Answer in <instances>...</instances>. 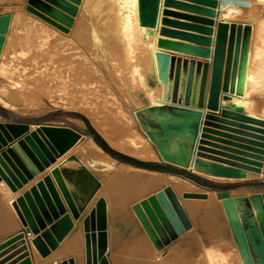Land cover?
Listing matches in <instances>:
<instances>
[{
  "label": "water",
  "instance_id": "95a60500",
  "mask_svg": "<svg viewBox=\"0 0 264 264\" xmlns=\"http://www.w3.org/2000/svg\"><path fill=\"white\" fill-rule=\"evenodd\" d=\"M79 1L26 0L25 8L67 31ZM222 2L224 0H163L165 8L159 32L165 38L158 40L161 49L155 55L158 78L164 85L165 105L140 109L137 115L158 150L162 165L187 170L185 166L190 160L193 162L196 155L198 159L195 160L206 173L243 178L247 171L261 173L263 170L264 173V120L245 115L242 108L233 103L220 105L219 109L220 100L230 99L233 93L239 94V79L251 30L249 24L215 21L216 8ZM8 24L9 14H0L1 42ZM212 34L214 38L210 37ZM212 43L213 48H210ZM191 55L211 56V61L195 60ZM203 106L211 111L219 110V115L202 110ZM81 132L68 124H41L30 131L26 123L0 121V180L3 179L11 191L17 192L57 156L75 145ZM7 142L11 144L2 148ZM52 174L60 183L73 217L77 218L79 210L72 202L59 169L54 168ZM207 189L216 190L221 199L243 263L264 264V191L232 197L222 186L210 183ZM13 202L23 228L1 243L0 250L15 242L22 243L30 230L35 234L31 242L45 257L72 227L71 215L49 173L20 193ZM133 209L158 249L189 226L187 216L169 185L135 203ZM47 224L50 226L46 227ZM83 228L88 264H110L106 255L103 198H99L84 217ZM22 249L25 245L21 246ZM15 264H32L31 255H25ZM52 264H75V261L70 256Z\"/></svg>",
  "mask_w": 264,
  "mask_h": 264
},
{
  "label": "bare ground",
  "instance_id": "6f19581e",
  "mask_svg": "<svg viewBox=\"0 0 264 264\" xmlns=\"http://www.w3.org/2000/svg\"><path fill=\"white\" fill-rule=\"evenodd\" d=\"M257 1H259L261 4L264 5V0H257ZM112 2H114V6L116 8V13H117V16H116L117 23L115 24L117 26L116 28H117L118 34L115 30L114 31L119 36L118 38L120 41L119 40L118 41L119 43L121 42L122 44L121 46H123L124 48V51H123L125 52L124 58H126L125 61L127 64L126 73L129 78V82L131 81L130 84L124 85V87L120 90L119 93L122 94L123 101L126 104L133 105V107L129 110L133 112L134 118L131 115L125 114L126 112L122 108L121 101L117 97L114 98L113 96H111L110 91L107 88V86H105V84H103L99 80V76H98L96 66H95L97 61L94 60V58L96 57V54L92 50L93 43L91 39L93 37L91 38L89 33L87 34V28L84 25V23L81 22V14L83 11V7L86 5H89L88 7L93 9L94 0H80L79 1V3L77 4V11L72 16L73 20H72L71 25L67 28V31H62L61 29L49 23L51 27L55 28L56 31L63 32L65 36V41L62 45H56V46L51 45L52 48H45L47 43H43V42L42 44H40L39 42L38 44L39 46L35 47L36 45H31L27 43L26 41H21L24 38L23 36H21L22 35L21 33L23 32L18 30L19 29V27L17 26L18 18L17 16L16 17L13 16L11 18L9 17V24H8L7 32L4 34L2 38V42L0 38V43H1L0 44V75H3L4 72L9 71V69L7 68L8 66L7 64L9 61H11V59L8 60V57L10 54L13 53V50H17L22 55H27L29 58H32V59L35 58V55H53L54 57L55 56L58 57L59 53H61L63 55L62 60L64 61V68L62 69L63 76L60 75V79H61V81H59L60 87L57 90L59 91L57 93H60V94L58 97L54 99L51 96H47L48 95V92H47L46 94L47 99L45 102L48 104H56V105H60L63 107L83 110L87 112L88 115L93 120V122L95 123V125L99 127L105 133V135L109 137V141L115 146H118L119 148L121 147V143L124 142L123 140H125V139H122L123 137L125 138L127 136L130 138L129 141H131L135 137L134 136L135 133L128 132V133L118 134V132L114 131V129L117 127L119 128L127 127V125L132 124L134 121H136V124L139 125V127L142 129V132L144 133L143 135H144V140H145V142L141 141V144H140L141 147H139L140 148L139 152L141 154L149 152L150 150H149V147L147 146L149 145L150 147L151 146L153 147L154 151L159 157L160 154L158 153V150L156 149L155 145H153L152 141L147 136L146 132L141 126V123L139 122L137 111L140 109H144L146 107H154L156 109V108L164 107L165 105L164 99H163L164 85L162 81L158 78L156 55H155V53L159 49H161L158 46V40L160 38H165L161 36L159 32V29L162 26L160 23V19L162 16V10L163 8H165L163 6V0H112ZM19 3H23L22 5L23 8L27 10L25 8L26 0H20ZM88 7L86 6L87 9ZM169 9H172V8L169 7ZM237 10H238V7L234 4L233 0H224V2L220 3L218 7L216 8V11H217L216 16H218V12H219V18L225 19V22H228L227 21L228 19H237L238 23H242L243 25L249 24L251 27L249 42H248V47H247V53H246V57L244 60L242 74L239 79V84H240L239 94H235V93L231 94L230 100L232 99V101H230L229 103H233L234 105L241 107L242 111L245 109L249 114L248 113H244V114L248 116L256 117V118L264 120V118L255 116V112L253 110L254 103H255L254 97L260 96L262 99H264V30H263L264 20L261 23L256 24L252 20L254 19V17H252L250 14L249 16H247V18L238 17ZM102 15H104V13ZM94 16H96V14ZM98 16L100 18L103 17V16L101 17L100 14H98ZM102 19L98 18V20H101V21ZM239 20H241L242 22H239ZM93 21H90V22H93ZM97 21L96 23H98ZM10 22H11V27H9ZM104 22H106V20ZM109 23L114 24L110 21ZM228 23H231V22H228ZM93 27L94 29H96L95 25H93ZM110 29H112V27H110ZM97 33H100L99 30ZM45 36L49 37V35H45ZM45 36L37 35V37H41V38ZM32 39H30V42ZM172 40L179 41V39L177 40L172 39ZM175 53H178V52H175ZM198 57H201V56H198ZM201 61L204 62L203 60ZM207 61H211V59ZM6 85H9V86L14 85L16 87L21 86L23 88H27L29 92H33L37 94V98L39 100L40 99L42 100L45 97L43 96V94L37 92L32 86L27 87L24 84L19 85L18 81H8ZM134 85H136V87L138 86L140 90H135ZM4 94L5 93L0 91V101L4 102L5 104H10L12 106L18 105L17 103H15V100H12L10 97ZM29 98L32 101H34V98H31V97ZM259 113L261 116L264 117V103L262 107L260 108ZM49 125H55V124L53 123ZM105 126H107L108 128H105ZM29 130L32 131L30 127H29ZM83 143L84 145L82 148L87 152V155L89 157H92L91 159L92 161H96V159L102 160V159H99L100 157L104 159L103 155H106V154L93 142V140L89 136H87V138L84 139ZM9 145H7L6 147H8ZM193 155L194 154L192 153V156ZM142 156H147V155H142ZM194 157L196 160L198 159L196 155ZM67 158L72 161L81 160V159L86 160L85 156L78 157L76 155H72V156L67 155ZM195 159L193 162L190 160L188 165L185 166L187 167L188 171H193L204 177L214 179V180H223L227 178L223 176H215V175L206 173L203 170V167L200 166V163H198V161H196ZM199 159H204V158H199ZM104 160L107 161L108 159L106 158ZM104 160L102 161L105 162ZM54 162H56V158ZM123 164L125 166H122L121 168H126V169L132 168L140 173L149 171L148 175L145 174L146 177L145 176L143 177L141 175L137 177H131L127 175L129 179H132L135 183L139 184L141 187H142V184L144 187L145 185L150 187L154 183H160L162 181L163 174L160 171H154L150 169L147 170L145 168L131 166L126 163H123ZM116 173H118V170L116 171ZM257 174L259 176L263 175L264 174L263 170L261 173H257ZM120 175L122 174L119 173L118 177ZM166 175L170 177H176L174 174H170V173H167ZM50 176L65 206L66 211L71 215L72 227H73V230H72L73 232L69 234V237L65 243L66 251L62 248H59L58 251L52 254V257L58 254H71V256L74 258L75 264H88L87 258H86L85 232L83 228V223H82V229H81L80 225L78 224L79 222L77 220L76 221L78 223L75 221V218L73 217L71 210L68 207V203L64 201L61 195V192L59 190V188H61L60 184L58 185V183L56 182L52 174H50ZM229 178H234V177H229ZM178 179H180V181H187L181 178H178ZM1 180L5 182L3 179ZM91 186L92 187L97 186L96 180H94L91 183ZM187 186L189 187L188 188L189 190H187L188 192L184 193L185 195L188 194V197L186 198V200H189V199L200 200L201 198L203 200H207L209 196L208 195L203 196L202 193H207V194L213 193V195L215 196V199H217V201L220 203L222 207V211L224 212L226 222H227V225L231 233V240L233 244L232 248L229 247L227 250L222 251V252L220 250L223 246L221 239L216 244H209L208 242L209 240L208 239L205 240V238L206 236H209L210 234V230H211L210 223L208 222L207 218L204 216L196 217V215H193L192 210L189 209L188 205L186 204L187 207L185 206L184 210L187 215V219L189 221V226L184 228L185 235H186L185 241L191 242L196 247H198V249H200V255L196 258H193L189 263L190 264H204L206 261L210 259H212L213 261H216L217 258L220 257V254H222L220 258L223 259L224 264H244L241 258V255L238 251V248L236 246L235 240L233 238L225 210L221 203V199L217 197L216 191H210L206 188L195 186V184H192L191 182H188ZM65 187L67 188V190L68 188H70L71 190V187L67 185ZM72 189H75V188L73 187ZM179 190L180 189L178 188L174 191L177 192ZM102 191L104 192V190ZM128 191H130L131 192L130 194L132 195L136 193V190H133V189L128 190ZM128 191H126V193H128ZM12 193L14 192L12 191ZM4 194H5L4 197L7 200L6 203L8 204L7 210L10 213V215H13V213L15 212V214L17 215L21 223V230H22L23 223H22L21 217L19 216V213L13 204L14 203L13 201L16 199L17 196L11 200L10 199L11 194L8 191H5ZM79 194L84 197L86 196L85 193L84 194L79 193ZM229 194L232 197L238 196V195H247V196L250 195V194H234L233 192L232 193L229 192ZM143 195L144 193L138 196V199H136V203H139L142 199H144ZM99 198H103L105 202L106 232H108L107 231L108 207L110 206L111 208H113V210H116V207L119 204L118 200L120 198L117 197L115 194L109 196V193L105 192V195L103 196L101 195L95 200L91 209L95 206V203ZM73 203L76 208H78V206L81 205V202L79 201H73ZM180 203H181V199H180ZM113 214L115 213L113 212ZM133 215L136 216L135 212ZM60 217H61V214H60ZM6 220L7 222L12 221L11 217H7ZM54 221L55 219L53 220V222ZM49 226L50 224L46 225V227H49ZM26 234L30 236V241L35 237V234H33L30 230H28V233ZM31 244H32L33 254L35 258L41 256L37 247L32 242ZM154 249L151 248L147 252V257H148L147 263L148 264H167V261L163 257L158 261H152L151 256L153 255ZM107 250H108V240H107ZM107 250H106V255H107V258L110 264H133L132 261H130L126 250H122V248H120L114 251L112 254L108 253Z\"/></svg>",
  "mask_w": 264,
  "mask_h": 264
},
{
  "label": "rangeland",
  "instance_id": "374dc122",
  "mask_svg": "<svg viewBox=\"0 0 264 264\" xmlns=\"http://www.w3.org/2000/svg\"><path fill=\"white\" fill-rule=\"evenodd\" d=\"M110 2H111V4H110ZM233 2L238 7V10H237V16L238 17L247 18V16H249V14H250L252 17H254V19H252V20L256 24L261 23L264 20V5L261 4L259 1H257V0H233ZM240 3H244V4H240ZM96 4H97V6H96ZM86 6L88 7L89 5H86ZM86 6L83 7V11L81 14V22H83L84 25L86 26L87 34L89 33L90 37L91 38L93 37L91 39L92 43H93L92 50L96 54V57L94 58V60L97 61L95 66H96V70H97V73L99 76V80L103 84H105V86H107V88L110 91L111 96H113L114 98L117 97L121 101L122 108L126 112L125 114L133 116V112L131 110H129L133 107V105L126 104L123 101L122 94L119 93L120 90L124 87V85L130 84L131 81L129 82V78H128L127 73H126L127 64L125 61L126 58H124L125 57L124 56L125 52H123L124 48H123V46H121L122 45L121 42L119 43L120 40L118 38L119 36L117 35L118 34L117 28H116L117 26L115 24V23H117V21H116L117 13H116V8L114 6V2H112V0L111 1L110 0H103V1L102 0H94L93 9L90 7H88V9H87ZM111 8L113 11L111 10ZM91 12L93 15L91 14ZM101 13L102 14L104 13V15H102ZM106 13H107V15H106ZM111 13H113V14H111ZM114 13H116V14H114ZM95 14H96V16H94ZM98 14H100V16L102 15L103 17L102 16L101 17L103 19L100 18L98 16ZM32 16L34 18L36 17V19H34V21H31ZM89 16L91 17V19ZM97 17L99 19H102V21L98 20ZM17 18H18L17 26L19 27L18 30L24 33V34L21 33L22 34L21 36H23V38H24L21 41H26L27 43H29L31 45H36L35 47L39 46L38 45L39 42H40V44H42V42L47 43L45 48H52L51 45L56 46V45H62L64 43L65 36H64L63 32L56 31V29L51 27L48 22L43 21V19H41L40 17H38L37 15L32 13L31 11L25 10V12L22 14L20 12H18ZM105 20H106V22H104ZM90 21H93V22H90ZM96 21L98 23H96ZM109 21L114 23V24L109 23ZM106 23L107 24L109 23V24L107 25ZM110 24H111V26H110ZM93 25H95V28L98 29L100 33H97L98 30L94 29ZM109 26L112 27V29H110ZM106 28H108V29H106ZM114 30L117 32V34ZM263 30H264V28H263ZM113 32H115V33H113ZM31 33H33L34 37L30 42ZM36 34L37 35H44V36L49 35V37L45 36V37L41 38V37H37ZM24 35H25V37H24ZM115 35H116V37H115ZM62 57H63V55L61 53H59L58 57H56V56L54 57L53 55H35V58L32 59V58H29L27 55H22L17 50H13V53L10 54L8 57V60L11 59V61H9L7 64L8 65L7 68L9 69V71L4 72L3 75H0L1 76L0 77V91L5 93L4 95H7L12 100H15V103H17L18 105L12 106L10 104H5L2 101H0V105L5 106V107H7V109H11L12 111L13 110L16 111L17 114L24 115V117L28 116V117H33V118H40L41 120H44V121L60 122L59 124L54 123L55 125H61V124L72 125L73 124V125L81 128V129H79V128L74 126L75 128L82 131L81 137L85 136L86 134L87 135H89V134L94 135V137L96 136L97 138H99L101 141H103L107 145V147L109 149L119 153V155H127L128 157H131L137 161L146 162V163L149 162V163H154L156 165H160L158 163L159 157L157 156V154L154 151L152 146L150 147L149 145H147L149 147V150H150L149 152H146L144 154H141L139 152L140 151L139 147H141L140 146L141 141L145 142V140H144V135H143L144 133L142 132V129L139 127V125L136 124V121H134L132 124L127 125V127H122V128L117 127L114 129V131H117L118 134L128 133V132H134L135 133V135H134L135 137L131 141H129V139H130L129 137H127V136L125 138L123 137L122 139H125V140H123L124 142L121 143V147L119 148L118 146H115L114 144H112L109 141V137L107 135H105V133L99 127H97L95 125V123L93 122V120L91 119V117L88 115L87 112H85L83 110L63 107V106L56 105V104H48L45 102L47 99V96H51L52 98L55 99L60 94V93H57V92H59L57 90L60 87L59 86V81H61L60 75L63 76L62 69L64 68V61L62 60L63 59ZM146 68H147V66H146ZM8 81H18L19 85L24 84L27 87L32 86L37 92L43 94V96H45V97H44V99L39 100L37 98V94H35L33 92H29V90L27 88H23L21 86L16 87L14 85H10V86L6 85ZM134 87H135V90H140V88H138V86L136 87V85H134ZM47 92H48V95L46 96ZM29 97L34 98V101H32ZM11 110L9 112L8 111L5 112V114H7V116L12 117L13 112H11ZM1 111H3V110L0 108V112ZM133 118H134V116H133ZM139 122H140V120H139ZM45 125H49V124H45ZM38 126H40V125H38ZM113 126H115V125H113ZM103 127H104V125H103ZM105 128H108V127L105 126ZM83 142H84V139L80 138L75 145H73L71 148H69L67 151H65L62 155H83V156H85L86 160L82 159L84 161V163L86 165L89 164L92 167L100 168L102 170L101 179L106 181V179H109L110 166L108 164H106L105 162H103L102 160L96 159V161H92L91 160L92 157H89L87 155V152L82 148ZM142 155H147V156H142ZM119 160H121V159H119ZM129 163H126V164H129ZM129 165L139 167V168H145L143 166L132 165L131 163ZM122 166H125V165L123 164V162L119 161V163L116 166L118 173L115 174V178H114L115 181H113V185L115 186L117 196L121 200H123L124 203H126V206H128V207L130 206L132 211H134L132 205H134L136 203V199H138V196L140 194L144 193L143 196H144V199H146L149 195L154 194L158 190L163 189L165 186L169 185V186H171L173 191L178 189V188L180 189L177 192L174 191V193L176 192L175 195L177 196L179 203H180V199H181L180 205H181L184 212H185V210H184L185 206L187 207V205H188L189 209L192 210L193 215H196V217L204 216L207 218L208 222L210 223V221H211L210 218L212 217V215L207 214V212H203L202 206L207 205V203H209L210 201L215 199V196L213 195V193H211V194L202 193L203 196L204 195L209 196L207 200H203L202 198L200 200H193V199L186 200V198L188 197V194L187 195L184 194L185 192H188L187 190H189L188 189L189 187L187 186L188 182H191L192 184L193 183L200 184L201 186H203V188H207V186L210 184L207 180L201 179L200 177L195 175L194 174L195 172H192V171L189 172L187 170L178 169L181 172H186V173L192 174L193 177H189L187 175H184L181 172L170 173V174H174L176 176V177H170V176L166 175L167 172L160 171L163 174L162 181L160 183H154L150 187H148L147 185H145V187H144L142 184V187H141L139 184L135 183L132 179H129L127 177V175H129L131 177H137L139 175L146 177V175H148L149 171H145L143 173H140V172H138L132 168H129V169L121 168ZM145 169L149 170V168H145ZM185 169H187V167H185ZM150 170L159 171V170H155V169H150ZM89 172L92 173L90 170H88L87 177L90 176ZM119 173L122 175H120L118 177ZM180 173H181V176H180ZM149 174H151V173H149ZM71 177L73 178V180H76V178L73 175H71ZM259 177H261V178H258L256 180L252 181L251 183H249V185L247 187L248 189H246V190H251V191L257 190L256 192L262 193L263 189H264V174L259 176ZM178 178L185 179L187 181H180V179H178ZM212 184L214 186H219V185L214 184V183H212ZM226 188H230V185H226ZM132 189L136 190V193L134 195L130 194L131 192L128 191V190H132ZM126 191H128V193H126ZM211 191H213V190H211ZM206 201H208V202H206ZM129 210H128V212H129ZM126 214L127 213H124V215H126ZM135 215L137 216L136 212H135ZM137 220H135L136 225L134 224V227H137L138 231L145 229L143 227V225L140 223L138 218H137ZM210 229H211L210 230V234H211L214 231V229H216V228H214L213 224L211 225V223H210ZM181 235H182V237L186 236L184 230L181 232ZM26 241H27L28 245L25 244V250H27V253L25 255H31L32 249H31V244H30V241L28 239V236L26 237L25 240H23V242H26ZM183 242H185L184 239H183ZM208 242H209V244L218 243L217 241H213L211 238ZM232 246H233V244H232ZM161 248L163 249L164 247L162 246ZM161 248H159V249H161ZM114 250L115 249H113L111 251L109 250V252L111 253ZM18 251H21V250L19 249ZM153 251H154L153 255L151 256L152 261L160 260L163 256L160 254L162 251L158 250V248H156V247ZM196 251L198 252V254H197V257H198L200 255V249H198V247H197ZM52 254H53V251L51 250L50 253L48 255H46L45 257H43L41 255L39 257L34 258V256H33L32 261L33 262L35 261L34 264H52V263H55L56 260L59 261V259L63 255H65V254H58V255H55L54 257H52ZM168 258H170V257H167V259ZM138 259H139V262L144 260L143 264H148L147 263L148 262L147 252H146L143 260H142V255H140V257ZM171 259H172V257H171ZM187 262L189 263V258H185L182 255L181 264H185ZM204 264H216V261H213L212 259H210V260L206 261Z\"/></svg>",
  "mask_w": 264,
  "mask_h": 264
},
{
  "label": "crops",
  "instance_id": "0c3cea01",
  "mask_svg": "<svg viewBox=\"0 0 264 264\" xmlns=\"http://www.w3.org/2000/svg\"><path fill=\"white\" fill-rule=\"evenodd\" d=\"M19 2H20V0H0V14L8 13L9 17L11 18L13 16H15V17L18 16V12H20L21 14L24 13L25 10L22 6L23 3H19ZM172 9H174V8H172ZM174 10L181 12V13H187V11L181 10V9H177V10L174 9ZM188 14H193V13L189 12ZM34 19H36V17L34 18L32 16L31 21H34ZM173 19H176L178 21H185V20H182L180 18H173ZM214 20L217 22L225 21V19L219 18V12H218V16H216L214 18ZM227 21L238 23L237 19H228ZM239 22H242V21L239 20ZM9 27H11V22H10ZM172 29H176V30H180V31H186V30H182L179 28H172ZM187 32H189V31H187ZM30 37H31V39L34 37L33 33H31ZM210 37L214 38V35L212 34ZM179 41H181V40H179ZM186 43H189V42H186ZM192 45H196V44H192ZM212 47H213V43L211 44V48ZM180 55L183 56L185 54L180 53ZM190 57H193L195 60L201 59L203 61H205V60L207 61V60L211 59V56L209 59L194 56V55H191ZM208 77H209V73H208ZM208 80H209V78L207 79V82H208ZM226 93H228V92H226ZM222 94L223 93L221 92L220 97ZM230 101H232V99L231 100L230 99L220 100L219 104L220 105H224V104L226 105ZM254 101H255V103H254V109L253 110L255 112V116H259L261 118H264L259 113V110L264 103V99H262L260 96H255ZM220 105H219V109H220ZM0 106H1L0 108L3 110L0 112V121H2V122L3 121H13V122L26 123L29 125L31 130L36 128L39 124L41 125V124H53V123L59 124L60 123V122L44 121V120H41L40 118H33V117H28V116L24 117V115H19L14 110L12 111L11 109H7V107H5L3 105H0ZM201 109L205 110L206 112L219 115V110L218 111H211V110H208L207 108H204V106ZM10 110H11V112H13L12 117L7 116V114H5V112H7V111L9 112ZM242 112L248 113L245 109ZM73 126H75V125H73ZM75 127H77V126H75ZM77 128H79V127H77ZM211 128H213V127H211ZM79 129H81V128H79ZM89 135L86 134L83 137L80 136V138L85 139ZM90 136L89 137L92 140L94 139L93 142L106 154V155H103L104 159L107 158L108 160H110V161H108V160L105 161L102 157L99 158V159L104 160L105 163L110 166L109 179H106V181L102 180L101 179L102 170L100 168H97V167H92L89 164L86 165L82 159L72 161V160H69L67 158V155H59L56 157V162L50 164V166L46 167L37 176H34L32 178V180L28 181L27 184H25L17 192L12 193V191L10 190L8 185L5 182H3L2 180H0V244L5 242L6 240H8L9 238H11L12 236L16 235L17 233H19L21 231V223H20L17 215L15 214L14 211H13L14 212L13 215H10V213L7 210L8 204L6 203L7 200L4 197L5 196L4 192L8 191L11 194L10 199L12 200L16 196H18L20 193H22L25 189H27L29 186H31L32 184L37 182L46 173L52 174V172H50V171H52L56 167L59 169L60 176L63 179L65 186L67 185V186L71 187V190H70V188H68L67 191L69 192V194L71 196L72 202L73 201L81 202V205L78 206L79 216L77 218H75V221L77 220L79 222L78 223L76 221L80 225L81 229H82V223H83L84 217L89 213L91 207L93 206L95 200L98 197H100L101 195L102 196L105 195V192L109 193V196L114 195V194L117 196L115 186L113 185V181H115L114 178H115V174H116V168H117L116 166L119 163V161H121L123 163H129V162L126 160H119L118 158L112 156L110 153L103 150V148L96 142L94 135H90ZM17 139L18 138L14 139L13 141H15ZM9 144H10V142L7 143L2 148H5ZM83 145H84V143L82 144V147H83ZM76 156L82 157V155H76ZM61 160H62V162H61ZM158 163L161 166L173 168L176 172H181L178 170V168L170 167L168 165H162V163H160L159 161H158ZM88 170H90L93 173L92 174L89 172L90 173L89 177H87ZM165 172L176 173V172H172V171H165ZM194 174L197 175L198 177H200L201 179L207 180L209 183H214V184H217V185L222 186L224 188H226V185H230V188H226V189L231 193L233 192L234 194H252V193H255L257 190L251 191V190H246V189H248L247 187H248L249 183H251L252 181H254L258 178H261V177H259V175L257 173H254L252 171H247L246 176L243 178H225L223 180H214V179H210L207 177L204 178V176H202L198 173H194ZM71 175H73L76 178V180H73ZM52 176H54V175L52 174ZM54 178L59 185L60 184L59 181L56 179L55 176H54ZM94 180H96V184H97L96 187L91 186V183ZM193 184H195V186H198V187H203L197 183H193ZM73 187L75 189H72ZM59 190L61 192V195H62L64 201H66L64 194H63V191L61 190V188H59ZM102 190H104V192ZM211 190L216 191L214 189H210V191ZM263 191H264V189H263ZM79 193H83V194L85 193L86 196L84 197V196L80 195ZM118 201H119V204L116 207V210H113V208H111L110 206L108 207V213H107L108 250H107V252L110 253L109 250L111 251V250L115 249L114 251H116V250L122 248V250H126L128 257H129L130 261H132L133 264H143L144 263L143 258L145 256L146 252H148L149 249H151V248L154 249L155 245L153 244L152 240L148 236L145 229L138 231V228L134 227V224L136 225L135 220H137L138 217L133 215L134 211H132L130 206L129 207L126 206V203H124V201L121 199ZM202 208H203V210H202L203 212H207V214L212 215V217L210 218V220H211L210 223H211V225L213 224L214 228H216L210 234L211 236L210 235L206 236L205 240L206 239L210 240V238H211L213 241L218 242L221 239L222 243H223V246L220 249L221 252L227 250L229 247L232 248L231 233H230L229 227L227 225L226 218H225L224 212L222 211V207H221L220 203L217 201V199H214V200L210 201L209 203H207V205H203ZM128 210L130 213L128 212ZM113 212L115 214H113ZM124 213H127V214L124 215ZM7 217H11L12 221L7 222V220H6ZM4 218L6 221L4 220ZM2 219L4 220V222ZM72 230H73V227H71L70 230L65 234V236L60 240L57 247L52 250L53 253L58 251L59 248H62L66 251L65 243L69 237V234L71 232H73ZM26 235L28 236L29 241H30V236L28 234H26ZM26 235H25V239L27 237ZM25 239H23V240H25ZM183 239L185 240V237H182L181 233H179L176 235V237L174 239H171L168 244L163 245V247H164L163 249L162 248L158 249V250L162 251L160 254L163 255L162 257L167 261V264H181L182 255L185 258H189V262L193 258L197 257V254H198V252L196 251L197 247L189 241L183 242ZM19 243L20 242H15V243L9 244L0 250V264H15L18 261H20V259H22L24 257V255L27 253V250H25V249H23L21 251H18V250L21 248L22 245H25V244L28 245L27 241L22 242L20 244ZM31 249H32L31 259H33L34 254H33L32 244H31ZM113 252H111V254ZM140 255H142V260H143L141 262H139V259H138L140 257ZM68 256H71V254H65L59 260L65 258V257H68ZM221 256H222V254H220V257ZM167 257H170V258L167 259ZM171 257H172V259H171ZM220 257L217 258L216 264H224L223 259ZM34 258H35V256H34ZM56 261H58V260H56ZM34 263H35V261L34 262L32 261V264H34ZM185 264H190V263L187 262Z\"/></svg>",
  "mask_w": 264,
  "mask_h": 264
},
{
  "label": "trees",
  "instance_id": "16d2710c",
  "mask_svg": "<svg viewBox=\"0 0 264 264\" xmlns=\"http://www.w3.org/2000/svg\"><path fill=\"white\" fill-rule=\"evenodd\" d=\"M95 140L96 142L105 150L107 151L108 153H110L112 156L116 157V158H119L121 160H126V161H129L132 165H137V166H143L145 168H149V169H155V170H159V171H172V172H176L173 168H169V167H165V166H161V165H156L154 163H146V162H141V161H137V160H134L133 158L131 157H128L127 155H119V153L109 149L107 147V145L101 141L99 138H97L95 136ZM182 174L184 175H187L189 177H193L192 174H189V173H186V172H181Z\"/></svg>",
  "mask_w": 264,
  "mask_h": 264
}]
</instances>
